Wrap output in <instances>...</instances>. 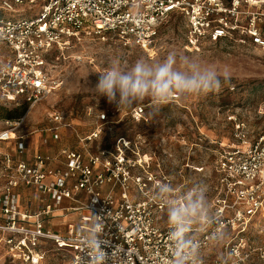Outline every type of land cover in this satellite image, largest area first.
<instances>
[{"label":"built area","instance_id":"2783aa9c","mask_svg":"<svg viewBox=\"0 0 264 264\" xmlns=\"http://www.w3.org/2000/svg\"><path fill=\"white\" fill-rule=\"evenodd\" d=\"M173 16L187 22L191 43L228 41L264 49V0H0V106L33 109L49 99L58 87L50 57L84 39L111 37L153 56L162 26ZM143 113L139 109L136 116ZM26 120L0 133V142H17L19 157H31L14 165L6 155L0 175L5 180L0 242L6 246L0 264H42L49 246L60 264H87L85 241L95 233L103 240L106 264H171L166 208L151 193L158 183H170L177 194L181 188L173 177L151 172L124 136L101 148L104 136L115 134L117 120L99 114L90 133H77L81 149L65 148L58 156L30 148L29 133L18 135ZM51 121L43 132L58 141L71 124L62 113ZM238 139L246 147L219 154L216 195L208 200L213 218L195 233L203 264H264V246L251 238L264 219V136L254 143L244 133ZM56 162L61 166H53ZM21 187L39 192L44 206L23 211ZM59 210L80 213L79 226L52 230L50 220ZM217 230L224 232L222 239L214 238Z\"/></svg>","mask_w":264,"mask_h":264},{"label":"rangeland","instance_id":"374dc122","mask_svg":"<svg viewBox=\"0 0 264 264\" xmlns=\"http://www.w3.org/2000/svg\"><path fill=\"white\" fill-rule=\"evenodd\" d=\"M170 53L192 57L215 67L221 74L227 70L230 80L224 82L221 75L222 87L218 91L201 95L176 92L167 104L155 106L145 99L120 111L106 98L97 100L90 90L99 72L113 61L127 69L139 59L159 62ZM50 61L55 66L52 77L58 83L57 90L33 109L0 106V133L10 130L12 123L25 116L27 120L20 133L42 130L53 125V115L62 113L71 124L63 139L72 146L78 142L77 133L81 136L90 133L98 115L106 113L119 123L115 134L104 136L101 148L112 146L119 136H124L151 172L173 177L182 193L201 184L207 189L208 200L216 195L219 177L216 161L222 150L246 147L238 139L240 133L250 143L264 136V49L228 41L191 43L188 24L179 16L165 21L153 56L107 37L84 39L56 50ZM139 109L144 110L141 117L136 116ZM59 225L60 222H55L51 226ZM251 238L255 245L264 246V219L257 221ZM48 251L42 264L62 262L52 246ZM5 257L6 246L0 242V260L4 262Z\"/></svg>","mask_w":264,"mask_h":264},{"label":"clouds","instance_id":"9594fccd","mask_svg":"<svg viewBox=\"0 0 264 264\" xmlns=\"http://www.w3.org/2000/svg\"><path fill=\"white\" fill-rule=\"evenodd\" d=\"M223 81L230 80V73L222 74L213 66L200 63L189 56L170 53L159 62L137 60L130 68L123 69L118 61L99 72L98 80L90 89L97 100L103 97L119 111L131 109L137 103L149 99L153 105L167 104L173 94L201 95L218 91ZM152 199L166 208L169 226L168 240L171 245V264H203L199 256L200 243L195 233L206 229L212 220L207 189L195 184L182 194H177L170 183H158L151 193ZM219 240L224 232L213 234ZM89 260L87 264H106L107 253L98 233L86 240Z\"/></svg>","mask_w":264,"mask_h":264},{"label":"crops","instance_id":"0c3cea01","mask_svg":"<svg viewBox=\"0 0 264 264\" xmlns=\"http://www.w3.org/2000/svg\"><path fill=\"white\" fill-rule=\"evenodd\" d=\"M67 128H63L61 130V139L56 141L52 138V135L46 132H43L44 129L42 130H36L33 132L29 133V139H28V145L30 148H36L41 150L42 152L48 151L52 155L58 156L60 151L65 148L73 149V150H80L81 146L79 144V141L72 146L68 145V140H64L63 136L66 138V135H64V131ZM25 134V133H23ZM22 135V132L19 134ZM67 135H69L67 133ZM70 136V135H69ZM6 155H9L12 157V163L14 165L18 164L19 161L23 159H28L30 160V156L26 155L25 157H19L17 154V142L15 140H10V141H4L0 142V160H2V163H0V175H2L3 171V165L6 163ZM55 167H60L61 163L56 162L54 163ZM0 183H1V188H0V197H1V191L4 187L5 180L1 178L0 176ZM19 194V203L21 206V209L23 211L30 210L32 213L40 210L44 206V197L41 196L39 192L33 189H28L26 187H21L18 190ZM81 198H84V195H80ZM70 202L65 201V206H69ZM71 216H75V219H69ZM55 222H60L59 226H51ZM81 223V217L80 213L74 212V211H67V210H59L57 211L53 219L50 220V228L54 230L56 233H64L68 230L69 227L75 225L79 226Z\"/></svg>","mask_w":264,"mask_h":264},{"label":"trees","instance_id":"16d2710c","mask_svg":"<svg viewBox=\"0 0 264 264\" xmlns=\"http://www.w3.org/2000/svg\"><path fill=\"white\" fill-rule=\"evenodd\" d=\"M22 107H28V105H22V106H19V107H16V108H22Z\"/></svg>","mask_w":264,"mask_h":264},{"label":"bare ground","instance_id":"6f19581e","mask_svg":"<svg viewBox=\"0 0 264 264\" xmlns=\"http://www.w3.org/2000/svg\"><path fill=\"white\" fill-rule=\"evenodd\" d=\"M9 134H11V133H9ZM9 134H8V133H6V134L4 135V137H8V136H9Z\"/></svg>","mask_w":264,"mask_h":264}]
</instances>
